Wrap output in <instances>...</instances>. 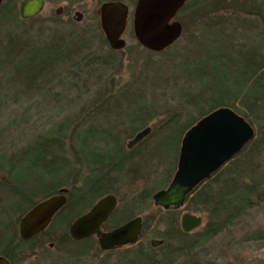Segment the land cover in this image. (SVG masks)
Instances as JSON below:
<instances>
[{
	"label": "rangeland",
	"instance_id": "374dc122",
	"mask_svg": "<svg viewBox=\"0 0 264 264\" xmlns=\"http://www.w3.org/2000/svg\"><path fill=\"white\" fill-rule=\"evenodd\" d=\"M102 1L45 0L42 11L35 18L13 22L0 30V55L5 56L3 50L12 46L16 52L12 64H18L15 69L0 70V155L20 150L39 136L61 133L65 138L59 146L67 161L75 158L77 149L81 159H88L91 147L105 146L106 135L102 130L108 126L114 129L111 118L118 132L128 131L127 123H121L117 107L116 111L109 112L105 108L120 98L121 107L118 109L121 113L134 112L138 98L142 100L138 103L142 104L140 113L146 116L143 128L149 126L151 132L144 142L145 147L137 148V144L131 149L126 147L130 140L128 134H122L121 148L130 152L131 164L112 177L110 188L118 200L113 220L120 219L123 212L132 207L134 216L145 217L148 227L135 244L103 252L98 244L93 246L90 242L62 244L59 241L62 230L59 231L58 221L54 219L50 232L55 238L46 236L42 248L27 250V255L24 258L22 255L17 264H264V198L206 243L192 247L184 255H175L171 253L174 241L165 239L164 247L162 244L152 247L150 240L164 238L170 231L178 232L181 214L189 212L203 218L201 226L187 233V240L191 241L203 230L211 214L185 210L186 203L175 209L176 213H171V209L155 207L152 201L143 200L142 196L146 193V197H151L156 192L152 188L160 181L161 186H167L176 170L179 145L174 152L178 130L169 134L172 131L169 129L175 128L173 124L180 126L188 120L195 121L197 104H192L189 99L199 95L204 99L200 102L206 103L202 108L206 109L210 99L219 101L234 97L241 88L244 74L249 72L242 67L241 57L235 51L243 52L253 41L264 48V30L255 34L253 28H246L250 24L248 19L242 21L243 24L237 21L232 26H223L229 42L223 41L217 46L209 43L217 36H211L199 20L190 17L180 37L164 52L154 53L143 48L134 37L131 19L135 0H121L129 7L122 35L126 46L111 50L99 25L98 10ZM60 7L61 13L57 15ZM75 12L82 14L81 21H75ZM57 39L61 40V54L69 52V59L59 61L58 66L53 64V70H47L46 75L32 83L15 74V71H24L33 64L20 61L26 48L50 47ZM21 44L25 47L18 49ZM219 53L225 57H217ZM35 55L48 65L53 62L55 54L42 52ZM209 55L212 57L207 60ZM25 62L27 65L22 68ZM196 79H203L202 84ZM256 116L259 119L251 116L247 120L254 129L253 142L258 145L261 143L259 138H264V127L259 125H264V104ZM64 123H67L66 129L61 126ZM76 127L79 130L75 142L70 135ZM248 147L238 159L247 153ZM258 153L254 161L264 171V144H260ZM0 163L7 169L15 165V172L25 187L37 190L31 186L36 177L42 175L27 174L28 160L22 163L1 160ZM84 173L82 170L81 175ZM43 176L49 180L47 185L53 186L64 178V173L55 168ZM6 177V173H0V178ZM80 179L75 182L76 186ZM71 183L73 175L64 184L69 186ZM175 221L178 226L174 225ZM142 258H146L147 263Z\"/></svg>",
	"mask_w": 264,
	"mask_h": 264
},
{
	"label": "trees",
	"instance_id": "16d2710c",
	"mask_svg": "<svg viewBox=\"0 0 264 264\" xmlns=\"http://www.w3.org/2000/svg\"><path fill=\"white\" fill-rule=\"evenodd\" d=\"M19 1L20 0H4L1 4L0 30L5 26L11 25L13 22L23 21L18 14V4L16 10V2L19 3ZM105 1L112 0H103L101 3ZM136 1L137 0H135V3ZM240 16H242V18H240ZM190 17H193L196 21L199 20V24H203L211 36H217L216 38L210 39L209 43L221 46L223 41H228L227 39L229 37L226 36L223 26H232L237 21H240L243 24L244 20L248 19L250 24H247V27L245 25L248 30L253 28L252 31L255 32V34L264 30V1L189 0L179 10L175 17V19H178L177 21L181 23L182 31L186 27L187 21L190 20ZM60 42L61 40L57 39V41L51 43L50 47H37L32 48V50L26 48L20 61L26 60L27 62H33V64L30 68H25L24 71H15V74H20L21 79L26 78L27 83H32L46 75L47 70H53L54 66L51 67L53 64L58 66L59 61L69 59V52L63 55L61 54ZM23 45L24 44H21L20 46L18 45V49L25 47ZM15 47L16 46H14V48ZM261 48V44L253 41L243 52L235 51L241 57L242 67L246 68L249 72L246 75L244 74V80H242L240 84L241 88L234 97L230 96L219 101L210 99V102L207 103L206 109L202 108L206 103L202 104V102H200L204 99H201L199 95H195L194 98L189 99L192 104H197V116L195 121L188 120L185 124L180 126H177L178 124H173L175 128L169 129L172 130L169 134L178 130V141L174 154L179 145V157L182 139L188 129L219 108L231 109L250 125L251 123L247 120L249 117L253 116L256 119H259L256 114L259 113V110L264 104V48H262L263 50H261ZM3 52L5 53V56L0 55V70L6 68L15 69L18 64H12L13 55L16 53L13 47L10 46L8 50H3ZM42 52H50L51 54L54 52L55 55L53 57V62L44 65L42 59L39 61L35 54ZM208 57L207 60L212 56L209 55ZM217 57L224 58L225 55L219 53ZM27 62L22 65V68L27 65ZM190 75L193 76L191 72ZM15 79H17V75H15ZM197 81L202 84L203 79ZM119 99L120 98L117 99V103H112V105H109L105 110L106 112L111 110L116 111L115 108L117 107V113L119 114V117L122 118L121 123H127L128 126L126 129L128 131H125L124 129V131L121 130V132H118L115 128V123L111 118V124L114 125V129H110V126H108L106 130H102L106 135L104 137V144L106 143L105 146L98 145L94 148L91 147L89 150L91 156L88 159H81L79 157V149H77V155L75 158L71 160V162L67 161V158L64 157L62 149L59 146V143L64 141V135H61V133L53 134L52 132L51 136L46 134L39 136L40 138L31 140V142L25 144L20 150L7 155L5 153L0 155V161L5 160L8 163H12V161L22 163L23 161L26 162V160H28L26 168L27 174H34L35 176L42 175L36 177L35 183L31 186L32 188H37V190L31 191L30 186L26 188L25 184L21 182L22 180L18 177L16 173L17 171L15 172V165H11L10 169H7L2 167L0 163V173L7 174L6 178H0V255L6 257L11 264H17L22 255V258H24V255H27L25 253L27 250L32 251L34 248H42L47 237L51 239L55 238L54 235H51L52 233L50 232L49 225L43 232L36 236L28 240H22L18 234V222L35 204L52 195L58 194L60 189H67L68 194L65 205L52 219V222L54 219L58 221L59 231L62 230L59 234V241L64 245H81V243L84 244L90 242V244L96 246L97 241L95 237H90L80 242L72 241L68 234V228L77 217L86 212L98 199L106 194H114V191H111L110 188L113 180L112 177H114L115 174H120L126 166L131 164L130 152H124L121 148L122 140L124 139L122 134H128L127 136L131 140L146 124V116H143V113H140V107L142 104H138L142 100L136 98L135 111L126 114L123 113L125 111L121 113L118 109V107H121ZM239 106H243L244 109H241ZM125 115L126 117L124 118L123 116ZM109 116L111 117L113 115L109 114ZM66 124L67 123L61 125L63 129H66L64 127ZM259 125L264 127L262 123ZM78 128L79 127L73 129L71 132L72 134L70 135V137L74 138L75 142L77 141L76 134L79 130ZM58 131H61V129ZM150 132L138 143L137 148L146 146L144 142ZM254 136L239 153L215 172L210 179L199 184L185 197L184 204H187L185 210H191L193 212L208 211L211 214L210 220L207 222L203 230L196 234V237L191 241H188L187 239L189 238V235L182 232L179 226L178 232L170 231L167 232V234L165 233L164 238H161L163 241L161 247H164L163 244H165V239L169 241L171 240L172 242L174 241L175 246L172 247L171 253L175 255H184L188 250L190 251L192 247L206 243L224 228L232 225L240 216L246 213L249 208L262 201L264 198V171L259 169V166L256 164L257 162L254 160L259 155L258 148L260 144H264V138L261 136L259 138L261 143L255 145V141L253 142ZM248 145L250 146L248 147ZM246 147H248L247 153H245L241 159H238L237 157L242 151H244V149H246ZM164 149H166V147H164ZM174 154L172 155L173 158L175 156ZM178 157L176 166L178 163ZM55 168H57L58 171H63L64 178L59 180L56 185H47L49 180L43 175L52 173ZM77 170L78 172H76ZM82 170L85 171L84 176L81 175ZM72 175L73 183L69 186L65 185L64 183L67 182ZM79 179L80 184L76 186L75 182ZM161 185V181L155 184L152 191L162 189L164 186ZM28 190H30V192H27ZM142 196L143 200L152 201V196L150 197L148 195L146 197V193ZM174 212L176 213L175 209L172 208L171 213ZM116 213L117 211L114 210L108 221L105 223V228L107 230L117 227L135 217V211L132 207L128 211L125 210L120 219L113 220ZM52 222L50 224H52ZM174 223L175 226H178V222L175 221ZM147 227L148 224L144 217L142 222V235ZM79 253H82V251H79ZM142 260L144 263H147L146 258H142Z\"/></svg>",
	"mask_w": 264,
	"mask_h": 264
},
{
	"label": "water",
	"instance_id": "95a60500",
	"mask_svg": "<svg viewBox=\"0 0 264 264\" xmlns=\"http://www.w3.org/2000/svg\"><path fill=\"white\" fill-rule=\"evenodd\" d=\"M4 0H0V6ZM189 0H137L132 12V30L137 42L145 49L161 53L170 47L181 35L182 25L175 17ZM264 1V0H263ZM45 0H20V19L29 20L40 14ZM58 8L56 14L61 13ZM99 25L111 50L126 46L122 35L125 31L129 7L122 1H105L99 6ZM75 21H81L82 14L75 12ZM150 127L139 131L126 145L131 149L150 132ZM254 130L242 117L231 109L219 108L198 121L184 135L176 171L164 189L152 195L153 205L163 209L180 208L199 184L211 178L225 163L231 160L253 138ZM66 189H60L35 204L18 222V234L28 240L43 232L54 215L66 203ZM117 198L106 194L98 199L88 211L76 218L68 228L73 241L96 237L98 247L107 252L135 244L142 232V218L133 217L108 231L104 225L115 210ZM203 218L189 212L182 213L180 228L189 233L201 226ZM161 239H151L150 245L157 247ZM0 264H11L0 255Z\"/></svg>",
	"mask_w": 264,
	"mask_h": 264
},
{
	"label": "flooded vegetation",
	"instance_id": "af4514ba",
	"mask_svg": "<svg viewBox=\"0 0 264 264\" xmlns=\"http://www.w3.org/2000/svg\"><path fill=\"white\" fill-rule=\"evenodd\" d=\"M180 24H181V23H180ZM192 126H194V125H192ZM192 126H191V127H192ZM191 127H190V128H191ZM190 128H189V129H190ZM189 129H188V130H189ZM176 167H177V166H176ZM164 188H166V186H165ZM162 189H163V188H162ZM66 190H67V189H66ZM67 194H68V193L66 192V194H65V195H66V199H67ZM113 195H114V194H113ZM115 196H116V195H115ZM116 198H117V197H116ZM66 201H67V200H66ZM117 203H118V200H117ZM172 208H173V207H170L169 209H172ZM89 209H90V208H89ZM89 209H88V210H89ZM169 209H166V210H169ZM173 209H175V208H173ZM178 209H180V208H178ZM88 210H87V211H88ZM84 213H85V212H84ZM84 213H83V214H84ZM181 215H182V214H181ZM80 216H81V215H80ZM53 218H54V217H53ZM77 218H78V217H77ZM141 218H142V221H143V217H142V216H141ZM114 228H115V227H114ZM112 229H113V228H112ZM104 230H105V231H108V230L105 228V225H104ZM109 230H111V229H109ZM95 238H96V237H95ZM70 239H71V238H70ZM71 240H72V239H71ZM72 241H73V240H72ZM74 242H76V241H74ZM78 242H80V241H78Z\"/></svg>",
	"mask_w": 264,
	"mask_h": 264
}]
</instances>
